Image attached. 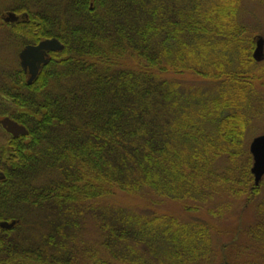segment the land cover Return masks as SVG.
<instances>
[{"label":"trees","instance_id":"1","mask_svg":"<svg viewBox=\"0 0 264 264\" xmlns=\"http://www.w3.org/2000/svg\"><path fill=\"white\" fill-rule=\"evenodd\" d=\"M54 1L37 0L36 13L26 0L12 8L28 13L14 28L25 43L57 36L64 49L32 84L20 68L0 90L26 108L5 115L28 129L13 137L0 127L7 137L0 144V220H20L0 228V264H74L72 233L85 208L95 212L101 236L100 247L84 245L88 264L206 258V223L123 207L95 211L90 202L115 188L205 201L216 183L230 181L236 196L248 193L246 204L257 195L264 176L256 186L250 153L239 163L255 63L249 47H234L244 32L240 0H67L64 11ZM185 72L206 85L166 77ZM220 157L231 164L222 174L213 167ZM259 206L251 234L264 238V198ZM29 209L51 218L45 247L16 238Z\"/></svg>","mask_w":264,"mask_h":264},{"label":"rangeland","instance_id":"2","mask_svg":"<svg viewBox=\"0 0 264 264\" xmlns=\"http://www.w3.org/2000/svg\"><path fill=\"white\" fill-rule=\"evenodd\" d=\"M37 0H26L29 9L36 13L41 9ZM50 0H46L47 4ZM54 6L59 5L60 11L68 6L67 0L54 1ZM20 4L19 0H0V15L12 11L13 7ZM238 19L244 27V32L234 42V47L239 49L249 47L252 55L255 48L257 36L264 39V0H240ZM49 8L53 7L48 6ZM38 12V11H37ZM64 17V13L60 14ZM63 15V16H62ZM66 18V17H65ZM64 19V18H62ZM14 25L5 24L0 20V90L6 92V86L17 80L15 73L20 70L18 54L25 45L23 37L15 34ZM128 63L130 61H127ZM124 65V64H123ZM130 65V64H129ZM249 74L253 82L254 93L249 101L250 108L247 109L249 122L243 136V156L239 163L246 162L249 156V144L253 137L264 134V58L249 66ZM168 79L186 81L187 83H202L207 81L198 79L185 72L182 74L169 73ZM26 108L17 107L13 102L5 101L0 97V117L8 113L24 112ZM6 134L0 129V144L4 142ZM250 157V156H249ZM250 161V160H249ZM252 162V158L250 163ZM218 174L224 173L231 164L226 158L220 157L213 163ZM250 167V166H249ZM217 187L209 193L205 201L173 200L166 197H158L148 190L140 194L130 195L118 189H113L110 195L100 197L92 202L93 209H103L104 206L123 207L136 213L168 215L176 217L179 221H198L210 225L211 250L206 258H201L195 264H217L228 262L229 264H264V238L254 237L251 229L258 221L256 210L260 207L259 202L264 198V185L259 188L257 195L253 196L249 204H246L248 193L242 192L239 196L230 190L231 181L218 182ZM208 193V194H209ZM88 204H86L87 206ZM83 210L80 222L72 233L71 246H75L72 262L74 264H88L83 260L84 249L87 244L94 248L100 247V231L95 212ZM48 215L41 209H29L23 213L24 223L16 231V238L26 246L45 247L44 235L52 228ZM20 221V220H18ZM51 225V226H50ZM233 242V243H232ZM225 245L226 247H222ZM225 250L222 253L220 250ZM51 252V248H46Z\"/></svg>","mask_w":264,"mask_h":264},{"label":"water","instance_id":"3","mask_svg":"<svg viewBox=\"0 0 264 264\" xmlns=\"http://www.w3.org/2000/svg\"><path fill=\"white\" fill-rule=\"evenodd\" d=\"M4 21H16L18 16L14 12H8L4 16ZM63 45L55 38L45 39L36 45H27L19 53L20 65L24 71L28 70L30 76L27 80L31 83L37 76L43 64L49 61L48 52L61 50ZM255 61H261L264 58V40L258 37L255 48L252 53ZM1 127L13 137L25 135L28 133L26 127L9 116L0 118ZM249 152L252 156V165L250 171L253 175L254 184L257 186L264 175V134L253 137L249 144ZM5 178V174L0 170V180ZM16 224V220H1L0 228L10 229ZM217 264H229L228 262H220Z\"/></svg>","mask_w":264,"mask_h":264},{"label":"flooded vegetation","instance_id":"4","mask_svg":"<svg viewBox=\"0 0 264 264\" xmlns=\"http://www.w3.org/2000/svg\"><path fill=\"white\" fill-rule=\"evenodd\" d=\"M28 17L29 16L26 17V15L19 17V19L14 23V25H15L14 28L17 27V24L21 23L24 20L23 18H28ZM0 20H1V16H0ZM14 28H13V30H14ZM51 37H54V38L58 39L64 45V43L61 41V39L59 37H57V36H51ZM51 37H47V38H51ZM47 38L46 37L40 38L39 40H37V42H34V43H25V45L23 47H25L28 44L36 45L40 41H42L44 39H47ZM55 53H57V52H49L48 53V57L50 58V61L51 60H54V61L60 60V56L59 55H55ZM23 74H24L23 80L26 82L27 78L29 77V73L23 71Z\"/></svg>","mask_w":264,"mask_h":264}]
</instances>
